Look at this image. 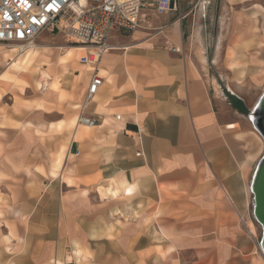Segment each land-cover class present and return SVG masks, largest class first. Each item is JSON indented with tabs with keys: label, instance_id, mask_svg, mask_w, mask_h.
<instances>
[{
	"label": "crops",
	"instance_id": "obj_1",
	"mask_svg": "<svg viewBox=\"0 0 264 264\" xmlns=\"http://www.w3.org/2000/svg\"><path fill=\"white\" fill-rule=\"evenodd\" d=\"M194 1L177 0L170 19L142 8L95 67L62 33L56 63L37 53L39 73L58 76L56 89L35 79L54 105L70 64L83 66L72 129L65 107L14 102L0 79V264H264L249 187L264 144L238 95L264 76V6L223 0L213 15L216 1ZM45 33L60 32L36 40ZM94 70L103 83L87 101ZM16 74L28 90L35 74ZM80 114L95 125L76 126Z\"/></svg>",
	"mask_w": 264,
	"mask_h": 264
},
{
	"label": "built area",
	"instance_id": "obj_2",
	"mask_svg": "<svg viewBox=\"0 0 264 264\" xmlns=\"http://www.w3.org/2000/svg\"><path fill=\"white\" fill-rule=\"evenodd\" d=\"M214 1L195 0L192 7ZM147 7L157 15L178 9L177 0H83L82 3L80 0H0V43L28 45L43 31L60 32L70 42L85 47L87 51L80 62L95 67L99 58L112 48L109 34L136 29L140 25V11ZM102 83L103 77L94 70L85 100L91 99ZM78 122L89 127L95 125L93 118L82 114Z\"/></svg>",
	"mask_w": 264,
	"mask_h": 264
},
{
	"label": "rangeland",
	"instance_id": "obj_3",
	"mask_svg": "<svg viewBox=\"0 0 264 264\" xmlns=\"http://www.w3.org/2000/svg\"><path fill=\"white\" fill-rule=\"evenodd\" d=\"M243 2L245 0H230V3H237V2ZM252 2H259L262 6H264V0L259 1V0H255ZM223 4V0H216V3L214 4V6L212 7V14L214 15V13H217V11L221 8V5ZM173 15H175L174 17L177 16V14H175L174 11H170L167 14L168 19H170ZM193 17V16H192ZM193 19V18H192ZM191 22H193L191 20ZM213 25V26H212ZM221 29L217 28V25H215V20L214 22L211 23V26L208 27L206 29V33L208 36L212 37L215 35H218L220 33ZM255 31H257V29H255ZM207 36V37H208ZM42 40H34V42L36 43L37 46H45V47H49L48 49H43V48H38L35 50L34 56L32 57L31 63L27 64L26 63V59H24L22 57H19V60H21V66L19 68H15V67H10L9 66V61L11 58L14 59H18V56L16 55L19 48L17 45H20V43H12L10 45L7 46H11L14 47L15 50L13 51H6L8 50V47L1 45L0 46V53L3 55L4 58V63L0 65V73L5 70L7 67L11 68V69H16L18 71H22V72H27V71H32L35 76L34 78H32L31 76L29 78H26V81L28 83V90L25 91V88H23V84L20 81H15V76L17 75L16 72L18 71H14V70H8L6 71V73L0 77V79H4L7 80L10 84L9 90L11 91V95L14 99V102L16 101H21V103H24L26 100H29L32 98H36L40 104L43 107L46 108H50V107H58L59 109H62L63 107L66 108V111H68V113H66V119L64 120V128H69L72 129V126L70 125V120L75 119V117L78 115V109H74L71 104L72 102H75V98H78V95L80 93V86L81 84H79L78 82H76V76L74 74L79 73L80 70L82 69L83 66H81L78 63V60H76L75 62H72L70 64V71L69 74L66 76L65 78V85L63 87L64 89V99L60 100L61 102H59V104L54 105L53 103H50L49 101H44L45 100V95L42 94V92L40 90H38L35 87V79L40 78L41 77V73H39L40 68L41 67L39 64L41 63L40 60H46L48 57L50 58V61L52 63H56V60L58 58V54L60 53V49H58V46H68L69 43H67L65 41V38L62 36L61 33L59 34H53V35H48V34H43L42 35ZM40 51V55L37 57L39 58L38 61H35L34 65V58L37 55V53ZM8 61V66L5 65V61ZM47 61V60H46ZM48 62V61H47ZM49 65V62L48 64ZM58 66V65H57ZM58 71H60L61 66L57 67ZM13 74H16L15 76ZM0 80V82H1ZM232 85V84H231ZM240 85L242 86V90H241V94L239 95V98L242 99V101H244V103L246 104V110L245 111V118L248 120V122H250V124H252L250 118H249V113L253 110V104L256 102H258V99L260 98L261 94L264 91V76H260V75H256V76H250L247 77L245 82H241ZM263 89L262 93L261 90ZM82 93V91H81ZM80 93V94H81ZM48 94V93H46ZM81 98H83V93ZM74 100V101H73ZM231 99V103H232ZM11 103V98H6V101L4 103V105L6 106L7 104ZM255 103V105H256ZM65 111V112H66ZM253 125V124H252ZM251 125V126H252ZM264 144V141H262Z\"/></svg>",
	"mask_w": 264,
	"mask_h": 264
},
{
	"label": "water",
	"instance_id": "obj_4",
	"mask_svg": "<svg viewBox=\"0 0 264 264\" xmlns=\"http://www.w3.org/2000/svg\"><path fill=\"white\" fill-rule=\"evenodd\" d=\"M249 118L255 128L257 125L261 135L264 137V95L258 99L255 107L249 113ZM250 187L253 199V215L262 227L259 246L264 250V154L256 165Z\"/></svg>",
	"mask_w": 264,
	"mask_h": 264
},
{
	"label": "bare ground",
	"instance_id": "obj_5",
	"mask_svg": "<svg viewBox=\"0 0 264 264\" xmlns=\"http://www.w3.org/2000/svg\"><path fill=\"white\" fill-rule=\"evenodd\" d=\"M80 2L82 3L83 0H80ZM0 45H4V46L8 47V50H6L7 52L15 50L14 47L7 46L5 44H0ZM17 46H18L19 50H18L16 55L17 56L19 55V56H18V59H14V58L10 59V61H9V66L10 67L12 66V67H15V68H19L22 65L21 64V60H19V57H22L23 61H24V59H26V63L27 64L31 63L32 57L34 56V53H35V50L38 48V46L36 45L35 42H32V43H30L28 45H17ZM77 47L83 48L82 53H84L86 51L85 47L78 46V45H77ZM68 48H69V46H67V47L66 46H58V49H60V53L59 54H61V52H64V53L67 52ZM41 78H42L41 80H39V81L37 80V86L41 90H45L48 87L50 89H56L57 88V78H58V76L53 77V75L49 73V70L41 69ZM263 95H264V91L261 94V96H263ZM261 96H260V98H261ZM79 125L89 127L86 124L79 123L78 122V117H77L76 126H79ZM256 129L260 133V129L257 127V125H256ZM260 135H261V133H260ZM260 138H261V141H264V137L263 136L260 137Z\"/></svg>",
	"mask_w": 264,
	"mask_h": 264
}]
</instances>
